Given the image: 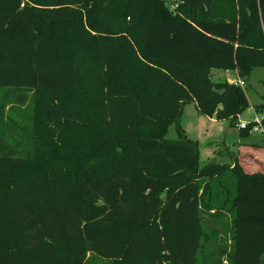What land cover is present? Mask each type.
Masks as SVG:
<instances>
[{"label": "trees", "instance_id": "obj_1", "mask_svg": "<svg viewBox=\"0 0 264 264\" xmlns=\"http://www.w3.org/2000/svg\"><path fill=\"white\" fill-rule=\"evenodd\" d=\"M172 4L0 0V264H264V145L202 164L181 126L247 109L212 71L264 66V0Z\"/></svg>", "mask_w": 264, "mask_h": 264}, {"label": "rangeland", "instance_id": "obj_2", "mask_svg": "<svg viewBox=\"0 0 264 264\" xmlns=\"http://www.w3.org/2000/svg\"><path fill=\"white\" fill-rule=\"evenodd\" d=\"M170 7L174 8L172 1L167 0ZM220 70L214 69L212 73V78L214 80H223L224 77L219 74ZM232 76V75H231ZM234 76L231 77L233 79ZM246 93L249 99V105L247 109L239 115L241 121H251L255 116L261 113L255 111V105L262 103L264 96V66L254 67L250 79L246 85ZM181 126L187 136L194 140L198 144L199 149V159L202 164H206L209 161L217 162H230L231 160L223 157L220 153L223 143H226L232 150L239 153V142L242 141H254L264 143V133L248 131L247 135H241L240 129L235 125H230L229 118H218L214 116H205L203 114H198L195 109L194 103L188 104L186 106V112L183 114L181 119ZM264 130V123H263ZM167 138L171 140H178V132L176 130L175 124L169 127ZM225 218V217H224ZM208 221V220H207ZM220 229V240L215 246H212L213 240H208L206 243L205 251H201L198 256L200 261L206 254L214 252V248L218 246V250L222 246H228V231L231 222L228 219H222L219 222ZM217 225L214 222L208 223V232L216 230ZM212 246V247H211ZM216 258V256H215ZM214 258V259H215ZM218 258V257H217ZM216 258V259H217ZM224 259V258H223ZM226 261H224L225 263ZM160 264H171L170 262H163Z\"/></svg>", "mask_w": 264, "mask_h": 264}, {"label": "crops", "instance_id": "obj_3", "mask_svg": "<svg viewBox=\"0 0 264 264\" xmlns=\"http://www.w3.org/2000/svg\"><path fill=\"white\" fill-rule=\"evenodd\" d=\"M214 72V70L212 71V73ZM220 73L219 74H221L223 77H224V79L223 80H228V79H230L232 76H236V70H234V69H227V70H220L219 71ZM232 75V76H231ZM249 79H250V77H249ZM249 79L247 80V83H248V81H249ZM220 80V79H219ZM221 81H222V79H221ZM246 83V84H247ZM192 103H194V105H195V109L198 111V114H200V112H199V110H198V106H197V103L196 102H192ZM191 104V103H190ZM258 105V104H257ZM256 106V105H255ZM185 112H186V107H185ZM184 112V113H185ZM230 125H232L231 124V122H230ZM243 132H244V130H240V134L241 135H244L243 134ZM264 139V138H263ZM241 143V145L243 144V145H247V144H259V145H264V143H262V142H254V141H242V142H239V144ZM240 145V146H241ZM239 146V150H240V148H243V149H252L251 147H245V146ZM220 153L223 155V157H225V158H227V159H229V160H231L230 162H225V161H222V162H220V163H227V164H230V165H234V163H235V160H236V157H237V154H239L238 152H235L234 150H232L228 145H226V143H223V146H222V149L220 150ZM248 159V158H247ZM249 160V159H248ZM250 162H253V161H251V160H249V163Z\"/></svg>", "mask_w": 264, "mask_h": 264}, {"label": "built area", "instance_id": "obj_4", "mask_svg": "<svg viewBox=\"0 0 264 264\" xmlns=\"http://www.w3.org/2000/svg\"><path fill=\"white\" fill-rule=\"evenodd\" d=\"M229 82L239 85L241 87H246L245 80L240 77L236 71V76L233 79H228ZM255 109V108H254ZM256 113L258 112L255 109ZM261 113V112H259ZM263 123H264V114L261 113L260 115L255 116L251 121H241L239 117L235 121L234 125L239 128L240 130H252L253 132H260L264 133L263 130Z\"/></svg>", "mask_w": 264, "mask_h": 264}]
</instances>
